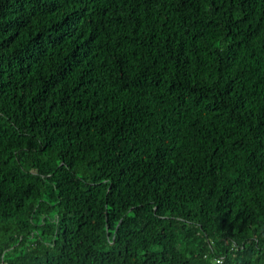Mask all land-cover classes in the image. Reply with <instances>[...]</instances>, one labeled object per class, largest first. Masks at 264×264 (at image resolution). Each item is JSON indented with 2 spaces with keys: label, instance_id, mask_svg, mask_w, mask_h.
<instances>
[{
  "label": "trees",
  "instance_id": "16d2710c",
  "mask_svg": "<svg viewBox=\"0 0 264 264\" xmlns=\"http://www.w3.org/2000/svg\"><path fill=\"white\" fill-rule=\"evenodd\" d=\"M0 264H264V0H0Z\"/></svg>",
  "mask_w": 264,
  "mask_h": 264
},
{
  "label": "built area",
  "instance_id": "2783aa9c",
  "mask_svg": "<svg viewBox=\"0 0 264 264\" xmlns=\"http://www.w3.org/2000/svg\"><path fill=\"white\" fill-rule=\"evenodd\" d=\"M216 262H218V263H219V262H221V260L217 258V259H216Z\"/></svg>",
  "mask_w": 264,
  "mask_h": 264
}]
</instances>
